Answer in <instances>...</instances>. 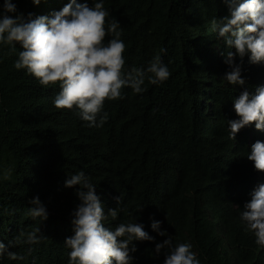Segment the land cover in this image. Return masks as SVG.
I'll return each instance as SVG.
<instances>
[{"label":"trees","instance_id":"1","mask_svg":"<svg viewBox=\"0 0 264 264\" xmlns=\"http://www.w3.org/2000/svg\"><path fill=\"white\" fill-rule=\"evenodd\" d=\"M12 2L15 18L50 15L69 0ZM104 6L108 19L120 23L124 71L146 70L160 57L171 75L153 85L145 72L146 91L125 87L122 99L104 102L106 122L89 127L75 107L54 106L59 84L42 86L14 67L19 44L14 50L0 44V242L12 241L8 250L23 257L10 260L5 253L0 264H68L64 241L74 235L71 213L80 186L67 188L65 181L81 170L96 185L106 227L136 222L155 238L134 241L132 264H163L167 249L157 255L155 244L168 236L173 244L191 243L200 264H264V248L240 218L252 191L264 183V172L247 159L251 145L264 142V131L252 124L233 140L228 125L239 118L233 101L244 87L254 92L264 86V63L237 56L246 85L224 79L232 69L211 25L230 16L223 0H104ZM36 196L47 208L46 220L28 214ZM109 208L118 209L115 220ZM153 221L161 222L166 236L152 230ZM37 228L38 243L15 244L22 232Z\"/></svg>","mask_w":264,"mask_h":264},{"label":"clouds","instance_id":"2","mask_svg":"<svg viewBox=\"0 0 264 264\" xmlns=\"http://www.w3.org/2000/svg\"><path fill=\"white\" fill-rule=\"evenodd\" d=\"M228 5L230 16L211 21L212 31L217 39H222L226 50L221 54L224 62L232 69L224 79L231 85L245 86L241 77V67L235 64L238 56L243 60L249 57L251 64L264 63V0H223ZM39 5L41 0H32ZM12 0H4L0 10V44L15 48L19 44L23 49L15 61L17 70L26 69L42 86L59 84V92L54 98L57 109L78 110L77 115L89 127L102 126L108 119L105 112L100 115L106 100L122 99V89L130 87L134 93L146 91L145 72L150 73L148 82L156 85L166 81L171 73L160 57L150 62L147 69L131 68L124 71V52L126 45L120 38V23L117 19H108L104 0H98L90 6L88 0L78 2L69 0L65 6L50 15L34 17L29 13L15 18ZM112 38L105 43V38ZM238 119L229 120L230 138L235 140L237 133L246 126L255 124L258 131H264V86L248 87L233 101ZM99 124L97 123V118ZM247 159L254 163L259 172H264V142L257 140L251 145ZM79 185L76 192L79 203L71 213L74 235L65 239L70 249L68 264H132L130 253L137 251L134 241H154L144 230V225L136 222H121L114 229L106 227L104 205L96 194V185L81 170L65 181V187ZM116 204L120 196L114 197ZM33 205L29 215L33 218H48L46 206L39 196L30 199ZM141 210V209H140ZM118 214L117 208H109L108 215L113 220ZM241 221L246 231L255 236V243L264 248V183L259 184L251 193V200L244 205ZM151 228L160 236H166L161 230V222L153 221ZM37 228L32 232L21 233L15 244L38 243L40 237ZM23 237V239H21ZM13 242L6 246L0 242V256L5 253L10 260L23 259L12 248ZM191 243L173 244L168 236L162 243L155 244V253L167 249L163 264H200L197 254L192 251Z\"/></svg>","mask_w":264,"mask_h":264}]
</instances>
